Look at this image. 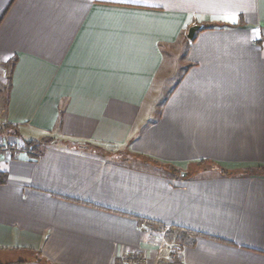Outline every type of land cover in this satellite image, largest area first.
<instances>
[{"label": "crops", "instance_id": "1", "mask_svg": "<svg viewBox=\"0 0 264 264\" xmlns=\"http://www.w3.org/2000/svg\"><path fill=\"white\" fill-rule=\"evenodd\" d=\"M4 124L57 141L0 153V264H264V173H177L264 167V0H0Z\"/></svg>", "mask_w": 264, "mask_h": 264}, {"label": "rangeland", "instance_id": "2", "mask_svg": "<svg viewBox=\"0 0 264 264\" xmlns=\"http://www.w3.org/2000/svg\"><path fill=\"white\" fill-rule=\"evenodd\" d=\"M0 145H2V144H11V145H15V146H17L19 149H20V153H23V152H28V155H31V156H35V155H37V153L36 152H33V151H31V147L28 145V142H24L22 139H20L19 137H18V134L16 133V129L15 128H13V129H8V130H6V129H1L0 128ZM30 138V136H28V139ZM57 140L56 139H53V138H51L50 136H48V137H45L44 139H42V140H39L38 142H41V144H42V146H46L45 144H51V143H54V142H56ZM33 147H35V146H33ZM102 149V148H101ZM112 150H114V149H112ZM2 153H6V152H3L2 151ZM33 153V154H32ZM36 153V154H35ZM7 154V153H6ZM16 154V153H15ZM7 155H9V154H7ZM11 155V154H10ZM203 167H205V166H203ZM259 166H257V165H253V166H246V167H240V168H237V169H231V170H240V169H247V168H249V169H254L255 171H257L258 169L260 170V168H258ZM210 169H215L214 167H212V166H207L206 167V170H210ZM164 169H162V171H163ZM174 170V169H173ZM172 170V172L171 171H165V172H168L169 174L170 173H174V171ZM198 170H201V166H199L198 164H191V165H188V167L186 168V170H184V172L186 171V172H188V171H191V172H196V171H198ZM164 172V171H163ZM179 172H180V170H178V174H179ZM214 173H216L215 171H213ZM212 172V173H213ZM182 174V173H181ZM174 234V233H173ZM173 234H170V233H168V232H166L165 230H162L161 232H159V233H157L156 235H155V237L157 236L158 237V239H157V247H159L160 248V250L161 251H166V250H170V249H172L173 247H176V248H179L178 246H181V244H182V242H179L178 240L176 241V238H175V236H173ZM176 234V233H175ZM156 247V248H157ZM1 251V253H0V262L2 263V262H4V259H5V261H8V260H10V256H9V254L8 253H6L7 251H4V250H0ZM138 256H140V257H142L143 256V258L145 257L146 258V264H152V261L151 262H149V256L146 254V253H142L141 252V255H138ZM4 258V259H3ZM132 264H143V262H141V261H134V263H132Z\"/></svg>", "mask_w": 264, "mask_h": 264}, {"label": "trees", "instance_id": "3", "mask_svg": "<svg viewBox=\"0 0 264 264\" xmlns=\"http://www.w3.org/2000/svg\"><path fill=\"white\" fill-rule=\"evenodd\" d=\"M204 28V27H203ZM16 63V60H12L11 61V70H10V75L13 71V67ZM9 84H10V80H9ZM10 86V85H9ZM0 128L1 129H13V127L9 124H4V125H0ZM1 131V130H0ZM39 140H31V141H28V145L31 147V151L33 152H36V153H39V150L43 147L41 142H38ZM67 143L69 144V146H78V147H88V148H91L93 150H96V149H99L97 146L93 145V144H89V143H83V142H79V141H67ZM35 146V147H33ZM35 153V154H36ZM161 164V163H160ZM199 166H201V169H206L207 166H212L214 167L215 169H219L221 171V173L223 175H251V174H262L264 173V167L263 166H259L258 168H260V170L258 169L257 171H255L254 169H249V168H243V169H238V170H229V169H226L224 167H220V166H217L215 163L213 162H210V161H201L200 163H198ZM162 166H166L168 168H172L173 169V166H170V165H162ZM205 166V167H203ZM175 170V169H174ZM183 171H180L179 173L181 174ZM195 173V172H194ZM193 172L191 171H188V174L184 177H190L194 174ZM182 175V174H181ZM6 176V174H5ZM183 232H186L188 233V231H185L183 229H181ZM190 232V231H189Z\"/></svg>", "mask_w": 264, "mask_h": 264}, {"label": "built area", "instance_id": "4", "mask_svg": "<svg viewBox=\"0 0 264 264\" xmlns=\"http://www.w3.org/2000/svg\"><path fill=\"white\" fill-rule=\"evenodd\" d=\"M2 151L6 152L9 155L20 153V149L17 146L11 144L0 145V153H2ZM138 255H141V252H130L126 254L121 258V264H132L134 263V261H138V260L143 262V264H146L145 263L147 261L146 258L145 257L143 258V256L140 257Z\"/></svg>", "mask_w": 264, "mask_h": 264}, {"label": "water", "instance_id": "5", "mask_svg": "<svg viewBox=\"0 0 264 264\" xmlns=\"http://www.w3.org/2000/svg\"><path fill=\"white\" fill-rule=\"evenodd\" d=\"M203 27L201 24H194L189 28L188 37L193 39L195 37V34L198 30H200ZM188 172H182V176H186Z\"/></svg>", "mask_w": 264, "mask_h": 264}]
</instances>
